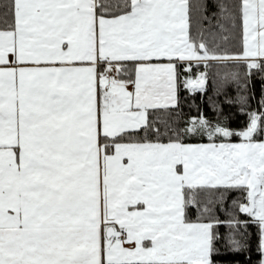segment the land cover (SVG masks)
Returning a JSON list of instances; mask_svg holds the SVG:
<instances>
[{
    "label": "snow or ice",
    "instance_id": "6c2138e0",
    "mask_svg": "<svg viewBox=\"0 0 264 264\" xmlns=\"http://www.w3.org/2000/svg\"><path fill=\"white\" fill-rule=\"evenodd\" d=\"M237 253L264 264V0H0V264Z\"/></svg>",
    "mask_w": 264,
    "mask_h": 264
},
{
    "label": "trees",
    "instance_id": "16d2710c",
    "mask_svg": "<svg viewBox=\"0 0 264 264\" xmlns=\"http://www.w3.org/2000/svg\"><path fill=\"white\" fill-rule=\"evenodd\" d=\"M209 39H211V37H209ZM235 44V41H230L229 44L225 45L223 42L221 43V46L222 47H230L232 45ZM209 87H208V93L210 94L211 93V80H209ZM260 80L259 78L257 77L254 81H253V89L256 93V97L259 98V95H260ZM230 91H234V90H231ZM187 103L184 105V110L187 112V111H192L193 113H195L196 111V108L193 106L191 108H189V105L192 103V100H195L196 104L197 105H200L201 107H203L206 111V114H210L211 113V109H210V106L207 102V96L204 97V100L203 102L201 101V94L199 92H197L196 94L190 96V97H187ZM220 99H222V97H220ZM255 103V101L253 102ZM225 109L227 110L228 106L225 104L224 105ZM237 117H234L232 120H231V124L233 127H236V126H239L241 121L245 118L244 116L240 115L239 113H237ZM233 195H235L233 193ZM193 211H195V209H193ZM220 215L223 217V213H220ZM221 231H224V229L222 228ZM226 260H230V259H239L241 260V264H243V261H244V254L243 253H237L235 254V257L232 256V254H228L224 257Z\"/></svg>",
    "mask_w": 264,
    "mask_h": 264
}]
</instances>
